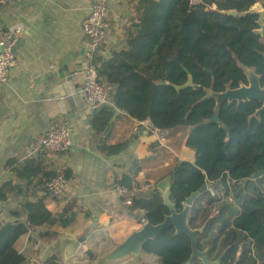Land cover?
<instances>
[{
  "label": "trees",
  "instance_id": "trees-1",
  "mask_svg": "<svg viewBox=\"0 0 264 264\" xmlns=\"http://www.w3.org/2000/svg\"><path fill=\"white\" fill-rule=\"evenodd\" d=\"M255 1L141 0V11L126 30L125 47L107 59L94 60L110 103L92 111L91 128L96 134L108 132L117 112L137 122L148 121L159 132L182 130L194 160L176 159L168 169L169 200L180 211L186 198L209 185L213 195L206 190L195 198L187 225L200 230L195 236L197 249L218 264H264V175L252 179L264 171V112L257 114L261 104L254 100L218 105L209 95L246 85L244 68L253 69L264 86V45L253 33L256 17L220 13L235 11L240 16ZM186 72L202 91L175 89L187 82ZM214 114L217 122L211 121ZM126 146V142L106 145L100 141L98 150L115 155ZM135 162L114 185L126 190L120 202L130 201L127 211L154 226L168 210L157 190L146 197L133 193ZM6 167L19 180L41 176L43 187L57 175L71 178L67 170L46 173L32 159L21 165L8 160ZM13 190L10 182L1 185L0 200ZM73 207L67 203L52 214L42 199L22 204L25 222L0 225V264H23L13 247L15 241L29 229L67 228L74 221ZM42 235L52 238L56 233L48 230ZM141 252L154 257L157 264H186L191 248L185 235L168 227L147 241ZM43 264L59 262L50 256ZM190 264L201 263L195 259Z\"/></svg>",
  "mask_w": 264,
  "mask_h": 264
},
{
  "label": "crops",
  "instance_id": "crops-1",
  "mask_svg": "<svg viewBox=\"0 0 264 264\" xmlns=\"http://www.w3.org/2000/svg\"><path fill=\"white\" fill-rule=\"evenodd\" d=\"M95 1L0 0V32L11 26L21 31L7 84L0 85V187L7 182L15 187L0 200V225L25 222L22 204L39 199L52 214L72 203L75 214L67 228L42 226L21 235L13 247L23 264H43L50 256L59 264H141L137 259H144L142 252L136 258L104 262L110 250L140 228L135 215L120 202L115 179L136 161L133 193L146 197L169 185L167 171L176 159L194 160L182 130L159 132L148 121L137 122L119 112L107 133L96 134L91 128L92 111L81 97L85 43L80 24ZM107 11L106 37L93 62L125 47L126 30L136 21L141 0H108ZM54 123L66 125L72 137L69 150L56 155L38 147ZM100 141L127 146L107 156L98 150ZM29 159L46 173L70 172L64 196L47 194L41 176L19 180L5 168L8 160L21 165ZM48 230L56 236L44 237Z\"/></svg>",
  "mask_w": 264,
  "mask_h": 264
},
{
  "label": "built area",
  "instance_id": "built-area-1",
  "mask_svg": "<svg viewBox=\"0 0 264 264\" xmlns=\"http://www.w3.org/2000/svg\"><path fill=\"white\" fill-rule=\"evenodd\" d=\"M107 3L108 0H96L91 5L89 14L81 21L80 28L84 39V69L81 97L84 106L89 111H94L102 106H109L108 89L99 82L97 66L93 59L99 51L106 37L107 31ZM20 29L14 26L0 32V85H6L8 73L15 63L14 48L17 43ZM158 131V130H156ZM71 134L69 128L62 123L51 124L44 135L38 140V147L49 154H61L69 150ZM45 191L54 197L65 195L67 180L62 175L52 177L44 184ZM211 195L213 191L207 189ZM120 196L126 194L123 187L117 189ZM126 205L130 201H125Z\"/></svg>",
  "mask_w": 264,
  "mask_h": 264
},
{
  "label": "water",
  "instance_id": "water-1",
  "mask_svg": "<svg viewBox=\"0 0 264 264\" xmlns=\"http://www.w3.org/2000/svg\"><path fill=\"white\" fill-rule=\"evenodd\" d=\"M220 13L232 17L236 16L235 11H222ZM246 14L248 13H244L241 15ZM255 33L262 34V32L259 31H255ZM186 74L187 82L183 86L175 87V89L180 90L185 88H192L193 90L202 91L203 88L201 86L194 85L192 83L190 75L187 72ZM209 95L215 99V102L218 105L223 102L241 103L243 101L254 100L261 104V108L259 109L257 114L264 112V90L260 88L258 78L255 76H249V85L247 87L243 86L233 90H226L225 92L219 94L210 93ZM87 112L89 114V111ZM211 121L217 122L216 114L212 116ZM263 175L264 171L252 176V179H257ZM208 188L209 185L205 184L198 192L192 193L188 198L185 199L182 209L180 211H177L175 209V206L169 200V185H165V190H161L160 196L162 204L168 210V215L164 216L161 223L152 226L146 223L142 216H138V214H135L134 218L137 219V222L140 223V228L132 231L121 243L117 244L112 250H110L104 257V262L111 263L129 257H138L143 245L147 241L153 240L163 229L172 227L175 234L185 235L190 242L191 254L189 257V262H187L186 264H190V262L195 259L198 260L201 264H218V262L216 261L213 262L209 260L205 251H199L197 249L195 236L198 232H200V230H191L187 225V218L195 198L199 194L206 191ZM31 264L36 263L32 262Z\"/></svg>",
  "mask_w": 264,
  "mask_h": 264
},
{
  "label": "flooded vegetation",
  "instance_id": "flooded-vegetation-1",
  "mask_svg": "<svg viewBox=\"0 0 264 264\" xmlns=\"http://www.w3.org/2000/svg\"><path fill=\"white\" fill-rule=\"evenodd\" d=\"M256 6H259V9H257ZM246 13H248L246 15H253V16L256 17V19H255L256 28L253 30V33L259 37V41L264 45V0H257V1H255L249 7V9H248V11H246ZM242 16H245V15H240L239 16L236 13V16L235 17H242ZM255 31L262 32V34L255 33ZM244 73H245L246 78H247V84L246 85H240L238 88L243 87V86L244 87H247L249 85V75H250V77L251 76H255V77L258 78L259 86H260L261 89L264 90V86H262L260 84V78H259V76L255 74V72L253 71V69L244 68Z\"/></svg>",
  "mask_w": 264,
  "mask_h": 264
},
{
  "label": "rangeland",
  "instance_id": "rangeland-1",
  "mask_svg": "<svg viewBox=\"0 0 264 264\" xmlns=\"http://www.w3.org/2000/svg\"><path fill=\"white\" fill-rule=\"evenodd\" d=\"M256 8L259 9V6H256ZM142 256H144V259H137L139 262H141V264H157L156 259L154 257H146L144 254H142Z\"/></svg>",
  "mask_w": 264,
  "mask_h": 264
}]
</instances>
